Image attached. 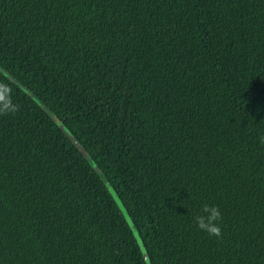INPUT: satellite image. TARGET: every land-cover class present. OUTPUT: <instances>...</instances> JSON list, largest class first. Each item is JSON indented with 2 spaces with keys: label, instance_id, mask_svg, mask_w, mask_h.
Segmentation results:
<instances>
[{
  "label": "trees",
  "instance_id": "trees-1",
  "mask_svg": "<svg viewBox=\"0 0 264 264\" xmlns=\"http://www.w3.org/2000/svg\"><path fill=\"white\" fill-rule=\"evenodd\" d=\"M0 66V264H264V0H0Z\"/></svg>",
  "mask_w": 264,
  "mask_h": 264
},
{
  "label": "clouds",
  "instance_id": "clouds-1",
  "mask_svg": "<svg viewBox=\"0 0 264 264\" xmlns=\"http://www.w3.org/2000/svg\"><path fill=\"white\" fill-rule=\"evenodd\" d=\"M3 90V86H0V96H2ZM16 111H18L16 107L8 108L5 106L4 108H0V115L14 114ZM258 139L260 144L264 145V135L260 136ZM193 219L199 230L206 232L209 236H214L216 238L222 237V228L220 224L222 214L219 206L204 203L199 213L195 215Z\"/></svg>",
  "mask_w": 264,
  "mask_h": 264
},
{
  "label": "water",
  "instance_id": "water-1",
  "mask_svg": "<svg viewBox=\"0 0 264 264\" xmlns=\"http://www.w3.org/2000/svg\"><path fill=\"white\" fill-rule=\"evenodd\" d=\"M0 71H1L4 75H6L10 80L17 82V81L15 80L14 76H12L8 71H6L5 69H3L1 66H0ZM21 86H22V85H21ZM22 87H23L24 89H26L25 86H22ZM56 123H57L58 126L61 128V130L64 132V134H65V135H66V136H67V137L73 142V144H74V145L78 148V150L83 154V156L88 157L89 154L87 153L86 149L83 147V145H82L77 139H75V136L71 133V131L69 130V128H68V127H67L62 121H60V120H57ZM91 165H92V166H95V163H94L93 160H91ZM113 193L115 194L114 191L112 192V194H113ZM115 195H116V194H115ZM113 196H114V195H113ZM116 197H117V195H116ZM115 199H116V198H115ZM116 201L118 202L119 207L121 208V210H122V212H123L125 218H126V219H129V216L126 214V211H125L123 205L119 202L118 197H117ZM138 238H139V236H138ZM137 240H138V239H137ZM139 240H140V238H139ZM140 244H141L140 247L142 248L141 240H140ZM142 249H143V248H142ZM143 254H144V257H145V260H146L147 264H150L149 259H148L147 255H146V253L144 252V250H143Z\"/></svg>",
  "mask_w": 264,
  "mask_h": 264
},
{
  "label": "rangeland",
  "instance_id": "rangeland-1",
  "mask_svg": "<svg viewBox=\"0 0 264 264\" xmlns=\"http://www.w3.org/2000/svg\"><path fill=\"white\" fill-rule=\"evenodd\" d=\"M113 192V191H112ZM113 195H114V197L117 199V197H116V195L113 193ZM127 221L129 220V219H126ZM133 233H134V235L137 237V239H138V243L140 244V240H139V238H138V236H137V232L135 231V229H133ZM140 246H141V244H140Z\"/></svg>",
  "mask_w": 264,
  "mask_h": 264
}]
</instances>
